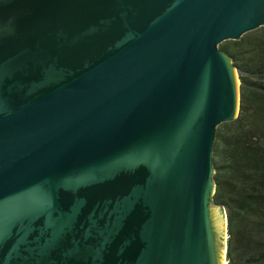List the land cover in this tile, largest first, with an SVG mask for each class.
Instances as JSON below:
<instances>
[{
    "label": "water",
    "instance_id": "water-1",
    "mask_svg": "<svg viewBox=\"0 0 264 264\" xmlns=\"http://www.w3.org/2000/svg\"><path fill=\"white\" fill-rule=\"evenodd\" d=\"M258 27L264 0H0V264H226L219 43Z\"/></svg>",
    "mask_w": 264,
    "mask_h": 264
},
{
    "label": "trees",
    "instance_id": "trees-1",
    "mask_svg": "<svg viewBox=\"0 0 264 264\" xmlns=\"http://www.w3.org/2000/svg\"><path fill=\"white\" fill-rule=\"evenodd\" d=\"M239 80L237 116L216 127L212 201L226 216V264H264V27L224 40Z\"/></svg>",
    "mask_w": 264,
    "mask_h": 264
},
{
    "label": "bare ground",
    "instance_id": "bare-ground-1",
    "mask_svg": "<svg viewBox=\"0 0 264 264\" xmlns=\"http://www.w3.org/2000/svg\"><path fill=\"white\" fill-rule=\"evenodd\" d=\"M223 261H224V259H223Z\"/></svg>",
    "mask_w": 264,
    "mask_h": 264
}]
</instances>
